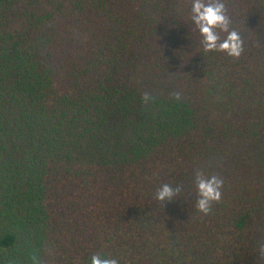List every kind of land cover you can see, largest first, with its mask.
I'll return each instance as SVG.
<instances>
[{"label": "trees", "instance_id": "trees-1", "mask_svg": "<svg viewBox=\"0 0 264 264\" xmlns=\"http://www.w3.org/2000/svg\"><path fill=\"white\" fill-rule=\"evenodd\" d=\"M223 2L239 59L192 0H0V264H264V0Z\"/></svg>", "mask_w": 264, "mask_h": 264}, {"label": "clouds", "instance_id": "clouds-1", "mask_svg": "<svg viewBox=\"0 0 264 264\" xmlns=\"http://www.w3.org/2000/svg\"><path fill=\"white\" fill-rule=\"evenodd\" d=\"M191 20L202 36L201 44L205 52L219 51L228 56L239 59L245 48V41L240 33L231 27L232 20L227 14L226 5L223 0H192ZM226 33L222 38L220 33ZM176 99L179 95L173 94ZM145 104L153 99L149 93L142 97ZM198 199L196 208L204 215L212 211V205L219 203L222 199V187L224 181L221 177L213 174L207 176L203 170L195 173ZM183 191V185L175 187L163 184L157 189L155 199L164 205L165 201H174V198ZM259 254L264 259V244L260 245ZM91 264H119L116 258H104L100 255L91 257Z\"/></svg>", "mask_w": 264, "mask_h": 264}]
</instances>
